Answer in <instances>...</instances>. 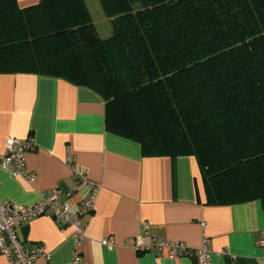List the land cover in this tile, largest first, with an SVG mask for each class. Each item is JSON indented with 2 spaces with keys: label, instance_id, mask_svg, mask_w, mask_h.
<instances>
[{
  "label": "trees",
  "instance_id": "obj_1",
  "mask_svg": "<svg viewBox=\"0 0 264 264\" xmlns=\"http://www.w3.org/2000/svg\"><path fill=\"white\" fill-rule=\"evenodd\" d=\"M0 0V74L86 87L145 157H194L206 205L264 207V0Z\"/></svg>",
  "mask_w": 264,
  "mask_h": 264
},
{
  "label": "crops",
  "instance_id": "obj_2",
  "mask_svg": "<svg viewBox=\"0 0 264 264\" xmlns=\"http://www.w3.org/2000/svg\"><path fill=\"white\" fill-rule=\"evenodd\" d=\"M40 1L17 0L22 8ZM29 137L35 149L26 153V165L35 181L15 179L0 169V205H35L51 193L77 204L87 188L73 176L67 149L77 167L102 186L94 210L83 217L79 248L73 230H60L49 216L18 229L22 243L41 245L50 254L35 264H196L184 254L172 258L135 248L134 241L146 242L143 223L152 236L194 249L207 238L210 264H264L261 202L206 205L195 158L143 156L139 144L106 129L105 102L91 89L32 74H0V159L8 139ZM104 238L115 245H103ZM0 264L9 262L0 255Z\"/></svg>",
  "mask_w": 264,
  "mask_h": 264
},
{
  "label": "built area",
  "instance_id": "obj_3",
  "mask_svg": "<svg viewBox=\"0 0 264 264\" xmlns=\"http://www.w3.org/2000/svg\"><path fill=\"white\" fill-rule=\"evenodd\" d=\"M35 149L33 139L10 138L6 144V152L0 159V169L8 172L15 179H23L28 183L35 181V174L30 172L26 165V153ZM66 162L71 167L73 176L77 182L87 188V194L77 204L69 200H61L58 193L43 196L35 205H14L5 202L0 205V255L4 256L9 264H35L39 258H50V254L41 245L29 246L21 242L18 237V229L33 220L42 217H51L60 230L71 228L75 247L82 245L84 237L83 217L94 210L95 201L101 191V184L89 178L88 174L81 171L74 162L72 153L66 150ZM69 193L67 195L70 196ZM205 227V224H203ZM142 235L146 239L144 244L133 242L139 251L165 252L169 257L184 254L193 257L196 264H210V243L207 238L202 241L200 248H190L181 241L160 240L150 234L149 225L142 224ZM101 243L113 247L115 241L112 238H104ZM264 246V240L261 241ZM80 256L75 251L74 262H79Z\"/></svg>",
  "mask_w": 264,
  "mask_h": 264
},
{
  "label": "rangeland",
  "instance_id": "obj_4",
  "mask_svg": "<svg viewBox=\"0 0 264 264\" xmlns=\"http://www.w3.org/2000/svg\"><path fill=\"white\" fill-rule=\"evenodd\" d=\"M89 4V9L91 11V16L97 27V30L102 38H106L111 35L112 28L110 21L106 19L104 12L102 10L99 0H87Z\"/></svg>",
  "mask_w": 264,
  "mask_h": 264
}]
</instances>
